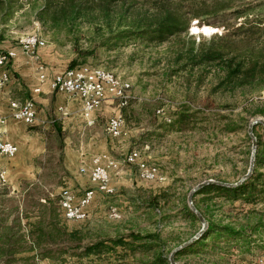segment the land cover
Here are the masks:
<instances>
[{
    "label": "rangeland",
    "instance_id": "obj_1",
    "mask_svg": "<svg viewBox=\"0 0 264 264\" xmlns=\"http://www.w3.org/2000/svg\"><path fill=\"white\" fill-rule=\"evenodd\" d=\"M163 1L75 0L83 11L72 24L61 13L65 0H10V16L5 23L0 20V53L19 51L22 36L37 34L49 66L63 71L72 67L73 60L76 65H95L129 83L131 89L124 107L111 99L98 111L93 128L85 127L79 118L74 130L72 123L55 115L48 119L55 121L46 126L28 125L26 130L38 140L33 145L44 143L46 148L36 155L21 154L26 171L17 169L16 156L0 157V166L9 174V182L0 188V264H143L158 255L170 260L172 252L203 227L196 213L198 220L182 212L183 206H190L192 190L206 181L236 183L248 173L253 149L249 127L264 119L257 115L264 109V31L237 28L246 20L261 21L264 28V0H175L188 22L186 32L159 43L129 38L105 45L112 34L110 26L116 30L119 22L131 25L140 17L153 19ZM248 3L263 5L247 15H235L237 8ZM212 49L226 52L223 62L194 63L201 51ZM190 54L195 58L190 59ZM21 56L22 52L19 60ZM230 58L234 65L243 60L247 68L256 66L254 77L240 85L225 83L222 66ZM39 60H32L35 70ZM11 64L7 65L10 82L3 90L4 110L8 97H24L25 92L26 81L20 83L23 87L18 85ZM119 109L125 118V135L111 138L107 121ZM6 124L0 123V139L13 142ZM257 132L264 135V126ZM132 149L156 165L164 181H145L136 166L122 164L112 175L113 194L96 189L89 217L65 220L59 204L62 190L69 187L80 195L95 188L89 173L80 172L82 165L91 168L88 158L110 152L122 161ZM255 169L264 173V164L255 163ZM196 200L206 221L244 224L249 234L261 218L264 222V192L252 203L209 193L199 194ZM110 206L120 209V219L109 217ZM40 217L46 225L43 237L36 227ZM72 231L81 243L67 235ZM259 231L248 245L222 241L221 250L189 251L177 263L264 264V227ZM110 240L124 245L79 255L98 241L113 244Z\"/></svg>",
    "mask_w": 264,
    "mask_h": 264
},
{
    "label": "trees",
    "instance_id": "obj_2",
    "mask_svg": "<svg viewBox=\"0 0 264 264\" xmlns=\"http://www.w3.org/2000/svg\"><path fill=\"white\" fill-rule=\"evenodd\" d=\"M75 0H65L64 6L61 8V13L64 17L71 21L73 24L77 21L82 13L81 4H74ZM122 0H108V2H116ZM125 1V0H124ZM175 0H164L162 3H158L157 8H159L160 12L153 19L148 18H138L133 20L131 25H124L123 22H119L117 25V29L113 30V27L110 26V30L112 33L111 36L107 39V42H104L105 45L117 40H125L129 38H133L135 40H139L143 42H165L168 41L169 38L178 36L179 34L186 32V28L188 27V22L183 19L182 14L176 8V4L173 3ZM261 4H243L239 8H237V12L235 15H247L248 12L252 9H256V7L262 6ZM10 0H0V20L1 23H5L10 16ZM247 18V16H246ZM243 22L240 26H238L237 30L246 29L247 31L259 32L264 31V28L261 26V21L258 20H250V22ZM249 23V24H248ZM248 27V28H247ZM190 53L192 50L190 49ZM199 60L194 62L196 65H202L210 62H223L224 56L226 52L219 50H209V51H201ZM190 59L195 58L193 55H189ZM236 58V56H235ZM77 64L76 60L71 62L70 66H75ZM222 70L226 73L225 83L231 84L236 82L237 84H242L246 81L250 75L254 77L256 70V66L254 67H246L243 60H240L234 65V59L230 58L229 62L222 66ZM257 115H261L264 117V109H259L257 111ZM186 119L181 118L179 121L182 122ZM262 127L261 124H256L253 128V133L257 139V149H256V157L255 163L259 165L260 163L264 164V135L257 132V128ZM229 131H235V129L230 128ZM60 133L62 132V128L59 129ZM248 136V135H247ZM249 137H251L249 135ZM252 140V139H251ZM264 192V173L258 172L255 167L251 174V176L244 180L241 184L237 186H221V185H207L201 189H199L194 195V204L196 208L202 213L201 206L199 205L196 197L199 194L209 193L213 196H225L226 198H240L246 203H252L256 199L257 195ZM182 212L185 217L198 220L195 212L191 209L188 204L183 206ZM204 216V215H203ZM205 217V216H204ZM206 219V218H205ZM208 227L202 234V236L192 242L189 246L181 249L180 251L175 253V260L179 258V256L185 254L189 251H197L207 253L209 250H221L224 246H221V242L230 243L234 241L236 243L243 242L244 245H248L252 239H254V235L260 234V228L264 227L263 219L256 224L251 226L249 229L251 230L250 234L246 231L247 225H241L240 227L234 226L230 223L222 224L216 220H208ZM45 221L42 217H40V221L37 222L36 227L39 231V235L41 237L45 236ZM262 230V229H261ZM77 232H67V235L71 240L80 241L77 239ZM254 234V235H253ZM264 240V237H262ZM190 240V239H189ZM187 240V241H189ZM110 242L98 241L91 246H87L83 248V252L79 255L81 256H89L93 252L99 253L100 251H112L116 246L124 245L121 240H110ZM254 241V240H253ZM186 242V241H185ZM79 243V242H78ZM77 243V244H78ZM180 246V245H179ZM264 246V245H263ZM75 248H82L81 246H74ZM143 264H171L170 260L163 258L161 255H158L151 262H144Z\"/></svg>",
    "mask_w": 264,
    "mask_h": 264
},
{
    "label": "built area",
    "instance_id": "obj_3",
    "mask_svg": "<svg viewBox=\"0 0 264 264\" xmlns=\"http://www.w3.org/2000/svg\"><path fill=\"white\" fill-rule=\"evenodd\" d=\"M19 44L26 54L34 57H37L40 48L45 47L42 42L26 43L19 41ZM16 57L17 51L15 49H8L0 53V123L4 124L8 118H11L27 125H34L38 120V106L32 96L25 99L8 98L5 114L1 115V106L4 102L3 90L10 82L11 77L7 65ZM38 68L43 70L42 65ZM40 79L43 82L47 77L41 73ZM51 81L56 92L81 98L82 116L88 126L95 124L94 113L106 101L118 99L119 107H124L128 103V92L131 89L124 84L123 80H116V75L115 77H103V72L96 71V66L91 64L69 67L54 74ZM35 91H41V87H37ZM124 124L125 118L119 109L107 121V134L111 138H121L125 135ZM18 149V145L14 142L0 139V157L14 158ZM122 164L136 166L138 176L145 181H164V178L157 173V166L143 159L139 150H130L124 155L122 161L108 154H100L92 160L90 170L86 165L80 167L82 174L89 173L90 182L95 188H89L80 195L69 187L62 190L59 204L63 218L67 221L86 220L89 217L88 207L96 195V189L108 195L114 193L115 190L111 186V171L118 170ZM7 183L8 174L0 166V188L6 186ZM108 214L112 219L122 217L117 206H110Z\"/></svg>",
    "mask_w": 264,
    "mask_h": 264
},
{
    "label": "crops",
    "instance_id": "obj_4",
    "mask_svg": "<svg viewBox=\"0 0 264 264\" xmlns=\"http://www.w3.org/2000/svg\"><path fill=\"white\" fill-rule=\"evenodd\" d=\"M42 45H44V44L42 43ZM43 49H44V47L39 49L37 57H31L29 55H26V52H24L22 50V48L20 47L19 51L17 50V57L12 61V64H11V68L13 69V71L16 73V75L18 77V85H21L22 81H26V82H24V84H25L24 91L25 92L22 93V94H24V97L20 96L19 99H25V98L32 96L38 102V105H37L38 106V120L32 126H36L38 128H40L41 126H46L50 122L55 121V118H51V120H48L49 117H54V115H55L56 119L63 118L65 120V123H69V124L72 123L71 128L74 130H76V128H75L76 122H77V119H79V118L82 119V121L85 124V127L93 128V126H95V124L98 120V117H99L98 111L100 109H102L103 106L108 101H106L99 109H97L95 111V113H94L95 124L93 126H88L85 118L82 116V110H81L82 109V100H81V98H79L78 96H69L66 94H62V93L56 92L53 89L52 81H51L52 77L54 74L61 72L62 70H60L58 68L51 67L45 63V61L48 57L44 56L45 52L44 51L42 52ZM20 52H22V55H23V56H21L22 60L18 59ZM37 58L40 59L39 60L40 63L37 64L36 70H35V66L32 67V65H33L32 60H35ZM40 65H42L43 70H40L38 68ZM41 73H44L47 77V79H45V81H43V82L40 79ZM23 79H25V80H23ZM37 87H41V91L36 92L35 89ZM8 98H10V97H8ZM3 106H4V104L1 106V108H2L1 109V115H3L5 112ZM6 123H7L6 128L8 129L9 136H10L9 138L11 140H13V142L15 144H17L18 148H19L18 153L16 155V158H17L16 161L18 162L20 167H17V169L20 168L21 171H26V170H24L25 169V163L22 164V162H21V156H22L21 154L22 153L24 154L26 151H28L29 156L30 155H36L37 153L44 152L46 147H45L44 143H42V145L40 144L41 145L40 147L36 144L33 145V143H35L37 139L33 135L31 136L29 134L30 132H28L26 130V127L28 126L27 124L22 123V122H18L15 120H8V121H6ZM15 129H18L20 131H18L17 134H14ZM64 129H66L65 125H64ZM31 139H32V141H31ZM25 149H28V150H25ZM67 153H68V151H67ZM103 154L111 155L110 152H104ZM96 156H98V155L96 154V155L88 158V161H89L88 163H90V165H88V166L92 165V160ZM79 158H80V156H77L75 158V160L78 161ZM76 161H74L73 164L76 163ZM66 163L68 166L70 165L69 160H66ZM103 163H105V162H103ZM23 167H24V169H23ZM7 173H8V171H7ZM113 174H114V170L111 171V180H112ZM24 175L28 176L29 173L24 174ZM8 182H9V178H8ZM95 197H94V199H95ZM94 199L90 203V205L88 207V211H90V209L92 207L91 205H92Z\"/></svg>",
    "mask_w": 264,
    "mask_h": 264
},
{
    "label": "water",
    "instance_id": "obj_5",
    "mask_svg": "<svg viewBox=\"0 0 264 264\" xmlns=\"http://www.w3.org/2000/svg\"><path fill=\"white\" fill-rule=\"evenodd\" d=\"M256 124H262L264 126V119H257L254 122L251 123L250 127H249V134L250 136L253 138V149H252V156H251V164H250V168L248 173L238 182L236 183H225V182H221V181H206L203 182L201 184H199L196 188H194L192 190V192L190 193V196L188 198V202L189 205L191 207V209L198 215V217L200 218V220L203 222V227L202 229L193 237L191 238L189 241L184 242L183 244H181L180 246H178L171 254L170 256V262L171 264H178L177 261L175 260V253L180 251L181 249L185 248L186 246H189L192 242H194L196 239L200 238L202 236V234L204 233V231L207 229L208 227V223L205 219V217L202 215V213L196 208L195 204H194V195L196 194V192L207 186V185H221V186H237L239 184H241L244 180L248 179L255 167V157H256V149H257V139L253 133V128Z\"/></svg>",
    "mask_w": 264,
    "mask_h": 264
},
{
    "label": "bare ground",
    "instance_id": "obj_6",
    "mask_svg": "<svg viewBox=\"0 0 264 264\" xmlns=\"http://www.w3.org/2000/svg\"><path fill=\"white\" fill-rule=\"evenodd\" d=\"M19 41L26 42V43H38V42H41V38L37 34H29V35L22 36L19 39ZM96 71L103 72V77H115L113 74H111V72L110 73L106 72L105 70L101 68L96 67ZM116 80H119V79L116 77ZM124 84L130 87L129 83L124 82Z\"/></svg>",
    "mask_w": 264,
    "mask_h": 264
}]
</instances>
